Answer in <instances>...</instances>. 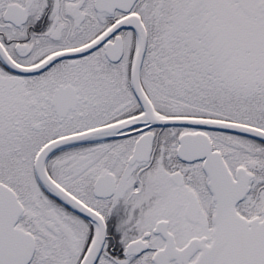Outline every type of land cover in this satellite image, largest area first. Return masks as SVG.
Here are the masks:
<instances>
[{"label": "snow or ice", "instance_id": "snow-or-ice-1", "mask_svg": "<svg viewBox=\"0 0 264 264\" xmlns=\"http://www.w3.org/2000/svg\"><path fill=\"white\" fill-rule=\"evenodd\" d=\"M0 264H264V0H0Z\"/></svg>", "mask_w": 264, "mask_h": 264}]
</instances>
